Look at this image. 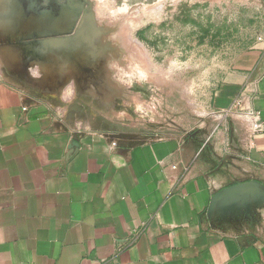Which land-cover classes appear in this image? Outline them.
<instances>
[{
	"label": "crops",
	"instance_id": "0c3cea01",
	"mask_svg": "<svg viewBox=\"0 0 264 264\" xmlns=\"http://www.w3.org/2000/svg\"><path fill=\"white\" fill-rule=\"evenodd\" d=\"M212 109L186 135L120 139L0 81V264H264V33Z\"/></svg>",
	"mask_w": 264,
	"mask_h": 264
},
{
	"label": "rangeland",
	"instance_id": "374dc122",
	"mask_svg": "<svg viewBox=\"0 0 264 264\" xmlns=\"http://www.w3.org/2000/svg\"><path fill=\"white\" fill-rule=\"evenodd\" d=\"M76 2L83 9L71 31L28 37L13 19L4 26L0 0V81L46 104L63 126L120 139L212 124L224 75L264 33V0ZM254 221L233 223L251 231Z\"/></svg>",
	"mask_w": 264,
	"mask_h": 264
},
{
	"label": "water",
	"instance_id": "95a60500",
	"mask_svg": "<svg viewBox=\"0 0 264 264\" xmlns=\"http://www.w3.org/2000/svg\"><path fill=\"white\" fill-rule=\"evenodd\" d=\"M76 1L78 0H2L6 4L9 2L11 11L9 20L13 19L16 22L14 29L20 33L26 29L28 37L56 36L62 33V29L63 32L71 31L83 9ZM60 44L61 47L64 46L63 43ZM79 47L77 46L75 50H79ZM75 53L80 55V52ZM71 61L75 62V59ZM81 63L82 61H76V66Z\"/></svg>",
	"mask_w": 264,
	"mask_h": 264
},
{
	"label": "bare ground",
	"instance_id": "6f19581e",
	"mask_svg": "<svg viewBox=\"0 0 264 264\" xmlns=\"http://www.w3.org/2000/svg\"><path fill=\"white\" fill-rule=\"evenodd\" d=\"M1 2H2V0H1ZM3 6H4V12L3 13L5 14V16H4L2 21H3L4 26H6L10 23L9 16L11 14V11H10V7H9V2H8V4L3 5ZM69 57H71V56L69 55Z\"/></svg>",
	"mask_w": 264,
	"mask_h": 264
}]
</instances>
